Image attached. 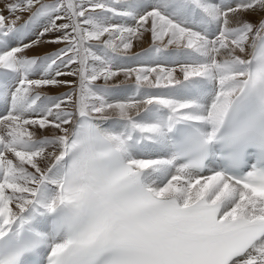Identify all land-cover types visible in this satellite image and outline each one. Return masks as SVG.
<instances>
[{
	"label": "snow or ice",
	"instance_id": "6c2138e0",
	"mask_svg": "<svg viewBox=\"0 0 264 264\" xmlns=\"http://www.w3.org/2000/svg\"><path fill=\"white\" fill-rule=\"evenodd\" d=\"M0 264H264V0H0Z\"/></svg>",
	"mask_w": 264,
	"mask_h": 264
}]
</instances>
